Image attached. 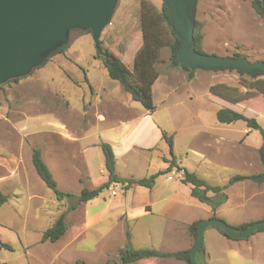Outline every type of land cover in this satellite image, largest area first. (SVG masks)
<instances>
[{
    "label": "rangeland",
    "instance_id": "obj_1",
    "mask_svg": "<svg viewBox=\"0 0 264 264\" xmlns=\"http://www.w3.org/2000/svg\"><path fill=\"white\" fill-rule=\"evenodd\" d=\"M148 1L158 11L164 3V0ZM141 14V0H118L111 23L101 33L102 47L114 51L115 55L128 65L131 64V55L143 42ZM195 19L202 23L203 49L206 53L224 57L240 53L252 62L264 61V18L254 11L251 0H198ZM68 43L66 57L57 56L18 83H5L0 86V192L9 197L8 202L0 207V241L12 248V251L0 248V264H75L83 262L82 259H87L89 264L118 263L121 250L129 244L134 249L149 248L177 256L183 253L186 255L185 258H158V264H188L187 255L193 248L192 242L196 234L193 224L199 225L205 221L207 212L206 206L191 198L187 186L175 183L176 180L170 184L174 189L181 187L180 198L192 199L191 206L184 210L164 215L155 207L153 213L133 221L128 217L129 214L127 217H121L118 211H114L112 216L97 223L89 224L87 221V227L83 204L76 210L69 211L67 202L57 201L54 192L47 188L37 175L32 163V152L35 148L44 151L43 136L36 133L46 129L40 119H48L53 112L46 111L53 109L55 112L60 101L64 105L67 104L69 110L58 114L69 118L75 117L78 112L82 113L91 103L89 114L92 119H97V114L101 112L108 117L107 126L118 123L126 116V102L135 109L137 115L145 110L140 103L131 99L118 81L109 77L107 71L94 58L97 48L92 33L73 30L69 34ZM169 56V48H163L157 64L162 73L170 69ZM197 73L204 75L205 80L198 82L192 89L180 84L179 91L171 98L174 103L184 104L175 108L176 113H183L184 117L181 119H199L194 110H197L196 114L200 115L201 119H212L215 117L214 108L217 106L242 113L234 105H225L221 101L206 97L204 94L207 83H213L214 79L203 69H198ZM210 75H226V82L231 85H237L241 77L236 71L223 70L210 72ZM167 90L168 87L161 78L155 88L156 104L164 100ZM190 94H193L194 102L189 99ZM199 105L209 107L211 113L203 111ZM61 108L65 109L62 106ZM254 108L259 115L245 113L246 116L256 118L264 126V103L259 102ZM178 116L180 115H176ZM28 121L32 123L27 131H23L22 125ZM244 125L241 121L236 123L237 129H242ZM188 127L192 138L196 136L193 142L205 137L200 135V124L192 123ZM261 130H256L254 135L258 140L262 139L264 145ZM33 134L37 136H30ZM162 151H168L165 139L154 152V158L160 163L162 158H159L158 154ZM93 153L90 160L95 178L86 185L78 181V173L71 162L64 159L57 163L51 155H45L44 160L53 172L60 191L79 195L83 188H96L104 182V176L99 172V156ZM237 166L228 168L222 176L226 179L236 174L248 176V170ZM17 169L20 170L19 176L10 177L12 170ZM24 176L28 181L24 180ZM163 176L165 175L157 178L155 188L136 186L125 197L117 196L116 202L124 199L127 203L125 208L129 209L139 208L147 199L154 201L167 187L163 184ZM240 193L241 190H237L235 194L238 196ZM248 196L249 194L246 198L235 200L242 206V214L247 218H261L264 215V196L253 199ZM61 215L65 216L68 225L65 235L55 243H42L44 231ZM212 231L220 230L215 226L205 228L204 243L197 255L199 264H206L204 254L207 250L213 251L212 259L208 261L210 264L227 261L222 255L224 253L221 251L218 236ZM127 233H130V241L127 239ZM262 233L258 231L250 236L255 256L259 259L264 256ZM100 248L108 249L110 257L106 259L98 256L99 253H85Z\"/></svg>",
    "mask_w": 264,
    "mask_h": 264
},
{
    "label": "crops",
    "instance_id": "obj_2",
    "mask_svg": "<svg viewBox=\"0 0 264 264\" xmlns=\"http://www.w3.org/2000/svg\"><path fill=\"white\" fill-rule=\"evenodd\" d=\"M112 52L115 54L114 51ZM197 70L194 71V77L192 79H189L188 73L183 71L181 68L170 67V69L166 70V72H160L158 80L153 85V100L155 110L152 112L144 110L141 114L137 115L135 109L130 107L129 103L126 102V116L118 123L113 125H106L108 122V117L103 115L101 112L97 114V119L93 120L89 114L91 103L90 106L88 105L82 110V113L78 112V115L75 117L73 116L69 118L63 116L62 114H58L61 112H67L69 110V106L67 104L64 105L60 101L55 112L53 109L46 111L53 112L51 116L48 117V119H40L43 121L44 126H46L45 130L36 133L42 135L45 141L43 144L44 151L42 152L41 150L43 160L46 154L51 155L53 157V161L55 160L57 163L64 159L68 160L69 163H72V167L78 173V181L82 185H86L87 182H90L93 178H95L90 160L91 155L94 154L93 152H95V154H98L99 156L100 175L102 177L104 176V182H101V184L98 186L100 187L109 180L108 173L104 167L105 158L101 148L102 143H107L113 149L116 173L120 178H148L157 174L158 172H165L170 167V162H168L171 160L169 147L166 153L162 151L158 154L159 158H162V163L158 162V160L154 158L155 149L160 145L162 140H164L163 133H165L168 136L173 137L175 163L177 167H179V169L173 168L171 171L176 170L183 172L184 170H187L189 172L195 173L198 177L205 180L211 186H224L232 177L243 176L236 174L226 179V177L222 176V174L228 168L239 165L243 167V169L248 170L249 174L248 176H243L245 177L244 180L236 182L224 191V194L227 196V200L215 211L211 206L201 203L196 198L192 197L191 185L182 183L180 179H175V183L179 185H185L189 188L187 192L193 200H196L197 202L206 206V220L212 219V217L215 215L216 218L226 221L233 227H238L247 223L264 221V215L261 218H254L253 216H248V218L245 217L242 214V206L235 202L237 199L240 200L242 198H246L247 194H249L248 198L250 199L264 196L263 181L259 182L251 180V177H257L264 173V164L260 159V154L263 149V141L262 139L258 140V137L254 135L256 130L248 128L246 123L243 121L241 122H243L245 125L242 129H237V122L231 124L221 123L217 118V113L219 110L224 109L221 108V106L214 108L215 117L212 119L211 117L210 119H201V116L196 114L197 110L194 111L196 117L199 119H181V117H184L183 113L179 111L176 113L175 108L183 106L184 104L181 102L174 103L171 98L179 91L180 84L187 85L192 89L198 82L205 80L204 75L198 74ZM205 72L209 74L208 76L214 79L213 83L210 81L207 83L208 85L206 88V93L204 94L206 97L211 98V100L221 101L225 105H234L240 109V111H242V113H238H241L244 116H246L245 113L256 116L259 115L258 111L254 107L259 102L264 103V96L262 94H259L257 97H252V99L256 98L254 100L237 102L226 98L224 95L215 94L212 92L213 87L218 85H226L229 87L238 88L240 94H246L247 92L248 94H252V90H248L247 88L241 86V77L238 80L237 85H231L226 82V75H210V72L215 71ZM161 78L164 80L168 90L164 100L160 104H156L155 88ZM249 78L251 77L249 76ZM224 91L225 90L223 89V92ZM190 95L191 96L189 99L191 102H194L193 94ZM170 100L171 102H169ZM61 106L65 109H62ZM199 108H202L203 111L206 110L207 112H209L210 109L205 105H199ZM132 113H134V115H132ZM209 113H211V111ZM176 115L180 116L176 117ZM31 123L32 121H28L27 124H23L22 130L27 131ZM192 123L201 125L200 135H205L203 139L193 142V140H196V136H193L192 138L191 134L189 133L190 128L188 127V125ZM260 126L262 129H264V126L261 124ZM36 134L30 136H37ZM19 171V169L12 170V172L9 174L10 177H18L20 174ZM170 172L163 174L165 175L163 176V184L167 186L163 189V192L158 195L154 201H152V199H147L146 202L142 203V206L139 208L133 207L126 209L125 207L127 203L123 198V200L120 202H116L115 200V198L119 195L125 197L136 186L132 187L125 193L122 189L116 195L112 194L111 191L113 188H111L108 193L103 192L97 199L83 204L86 226L89 227L87 221L89 224H92V222L97 223L105 218L110 217V215L112 216L114 211H118V214L122 215L121 217H127L129 214L128 217L131 221H133L136 218H142L153 213L155 207H158L160 209V213L164 215L190 207V200L192 199L186 198L184 200L180 198L179 195L181 187L178 186L174 189V186L170 185L174 182V180H167ZM2 176L8 177L5 175ZM23 178L25 181H28L26 176ZM13 185L14 184H12V186ZM155 186L153 188H155ZM237 190H241V193L238 196L235 194ZM208 196L214 197L215 194L209 192ZM191 227L192 225L190 228ZM212 232H215L214 235L218 236L220 245L222 247L221 251L224 253L222 255H224L227 260L218 264H264V256H262V259H259L255 256L256 252L251 244V237L247 239H229L224 236L221 231ZM261 232L264 234V231ZM210 237H213V235H210ZM190 239H192L191 234ZM195 240L196 239H194V242H192L193 246L195 244ZM211 252L213 251L207 250L204 254L206 264H210L208 261H211L212 259ZM85 253H90V255L99 253L97 254L98 256H103L106 259L110 257L108 249H94L90 252L86 251ZM204 258L202 259L205 263ZM156 260L157 259L142 260L138 262V264H158ZM82 261L85 264H89L87 259H82Z\"/></svg>",
    "mask_w": 264,
    "mask_h": 264
},
{
    "label": "trees",
    "instance_id": "obj_3",
    "mask_svg": "<svg viewBox=\"0 0 264 264\" xmlns=\"http://www.w3.org/2000/svg\"><path fill=\"white\" fill-rule=\"evenodd\" d=\"M141 5V30L143 33V42L140 48L131 55V64L128 65L124 63L111 50L103 48L102 43H100V49H97L94 58L100 62L103 68L106 69L111 79L118 81L122 85L124 91L127 92L134 101L140 103L145 110L152 112L155 110L153 100V85L160 76V71L157 68V64L160 60L161 51L163 48H169V66L171 68H181L183 71L188 73L189 79L194 77V71H191L187 65L181 64L178 60V52L181 46V40L173 30L170 13L165 3H163L160 11H158L148 0H141ZM251 6L261 18H264V0H251ZM194 24L193 44L195 46V50L200 54H208L203 49L204 35L201 32L202 23L195 19ZM78 31L91 33L90 30ZM68 48L69 43L52 52L48 56L46 62L41 67L34 69L31 74L36 70L43 68L50 61H52L53 58L59 55L66 56ZM239 56H241L240 53H235L233 55V57ZM236 72L241 76V86L247 88L248 90H252V94H248V92L246 94H240L238 88L229 87L226 85L215 86L212 88V92L215 94L224 95L226 98L237 102L254 100L256 98L252 99V97H257L259 94L264 96V72H258V77L255 79L249 78L248 75L242 72ZM23 78L24 77L16 78L7 83H18ZM223 89L226 92H223ZM217 118L223 124H231L234 122L243 121L246 123L248 128L253 130H261V126L255 118H248L241 113L229 108L219 110L217 113ZM163 138L169 147L171 160L167 161L170 162V167L165 172H158L155 175L143 179L120 178L116 173L115 156L112 147L107 143H102L101 148L105 158L104 167L108 173L109 180L96 189L84 188L79 195H75L70 192H62L58 189L57 182L54 179L52 172L44 162L41 151L37 148H35L32 152V163L39 178L44 182L47 188L54 192L56 200L59 202L66 201L69 206L68 210L74 211L82 204H86L97 199L103 192L109 191V189L116 186H120L125 192L134 186H142L152 189L160 175L170 172L173 168L179 169L175 163L173 137L163 133ZM244 179L245 177L243 176H234L224 186H211L205 180L198 177L195 173L184 170L183 179L181 181L184 184L192 186V197L196 198L201 203L211 206L215 211L227 200V196L224 194V191L229 186ZM209 192L214 193L215 196L209 197ZM8 199V195L0 192V207L7 203ZM212 218H216V216L214 215ZM251 224L252 223H247L232 228L237 231H242ZM193 226L197 234L198 224L195 223ZM67 229L68 225L66 223L65 216L61 215L47 230L44 231L41 242L55 243L65 235ZM224 236L231 239V237L226 234H224ZM127 239L130 241V233H127ZM0 248L12 251L10 245L1 241ZM189 254L187 255L186 259L188 264H190ZM172 256L178 257L177 255L162 252L156 249H134L129 244L127 247L121 250L118 263L107 262L105 264H138V262L142 260L158 258L164 259L170 258ZM75 264L85 263L76 262Z\"/></svg>",
    "mask_w": 264,
    "mask_h": 264
},
{
    "label": "water",
    "instance_id": "obj_4",
    "mask_svg": "<svg viewBox=\"0 0 264 264\" xmlns=\"http://www.w3.org/2000/svg\"><path fill=\"white\" fill-rule=\"evenodd\" d=\"M198 0H164L173 30L181 40L178 60L190 70H234L252 79L264 72V61L251 62L243 56L227 57L200 54L195 50L194 20ZM118 0H0V86L29 75L41 67L48 56L69 42L73 30H90L97 49L103 29L111 23ZM264 140V130H261ZM264 164V145L260 154ZM264 181V173L251 177ZM215 226L233 239H247L264 230V221L237 231L225 221L212 218L197 227L195 244L189 254L190 264H199L197 255L204 243V230ZM180 258L186 255L179 254Z\"/></svg>",
    "mask_w": 264,
    "mask_h": 264
},
{
    "label": "built area",
    "instance_id": "obj_5",
    "mask_svg": "<svg viewBox=\"0 0 264 264\" xmlns=\"http://www.w3.org/2000/svg\"><path fill=\"white\" fill-rule=\"evenodd\" d=\"M170 175H168V177H167V180L168 181H173V180H175V179H180V180H182L183 179V172L182 171H171L170 173H169ZM122 190V188L120 187V186H116V187H114L113 189H112V194L113 195H116L118 192H120Z\"/></svg>",
    "mask_w": 264,
    "mask_h": 264
}]
</instances>
